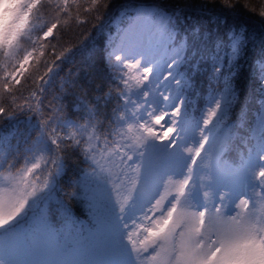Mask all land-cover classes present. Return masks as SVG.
I'll list each match as a JSON object with an SVG mask.
<instances>
[{"label": "snow or ice", "instance_id": "snow-or-ice-1", "mask_svg": "<svg viewBox=\"0 0 264 264\" xmlns=\"http://www.w3.org/2000/svg\"><path fill=\"white\" fill-rule=\"evenodd\" d=\"M67 6L69 0H61L56 11ZM101 7L107 5L96 11ZM121 7L127 27L109 34L103 48L93 47L86 57L95 63L102 54L110 70L107 90L99 96L79 85L78 72L60 76L58 61L76 46L72 41L59 54L50 46L55 59L45 64L46 71L21 84L17 73L23 76L20 70L43 46L39 35L33 41L29 33L37 28L32 20L50 8L47 0H14L13 14L0 19V55L16 61L15 67L4 65L0 120L32 114L36 121L17 143H12L14 132L0 133V264H122L117 220L123 216L113 218L109 202L117 206L113 194L119 195L125 183L130 185L127 206L138 190L145 195L146 175L154 178L147 206L131 226L123 224L138 264H264V32L254 33L243 17L255 9L245 0L196 5L133 0ZM257 15L264 22V11ZM58 25L60 16L53 15L43 38L52 37ZM25 39L30 48H22ZM208 49L214 51L210 67L201 56ZM246 55L252 57L247 72ZM246 76L254 85L250 99L241 88ZM57 81L58 95L53 92ZM201 93L207 94L208 107L197 108L198 117L192 97ZM246 105L258 106L255 143L238 162L226 163L215 147L216 133L232 126L234 106L236 120L246 122ZM162 122L168 127L160 133L156 126ZM76 156L87 169L73 179ZM198 160L207 163L197 167ZM38 173L46 174L39 189L33 181ZM62 174L75 189L68 196L88 203L94 227L87 237L65 236L49 223L46 205L60 191ZM57 203L63 226L71 229L77 223L71 204ZM127 206L120 203L121 214Z\"/></svg>", "mask_w": 264, "mask_h": 264}, {"label": "trees", "instance_id": "trees-1", "mask_svg": "<svg viewBox=\"0 0 264 264\" xmlns=\"http://www.w3.org/2000/svg\"><path fill=\"white\" fill-rule=\"evenodd\" d=\"M133 2V0H69V6L65 9L57 12V7L51 6V11L49 12V18H38L33 20L31 23L36 25L37 28L33 32L29 33L32 36V40L35 41L37 35L41 37L42 47L38 46L37 51L34 53L32 57L29 58V63L25 65L24 69L20 71L23 73L21 76L17 73L18 78L21 81V84H24L25 79L29 75H35L38 79L39 75H42L46 71L45 64L51 62L55 59V55L53 51H50V46L54 47L55 54H59L64 51L66 47H71L72 44L68 43L72 41L76 44V46L72 49V51L67 55V58L63 60V62H59L61 64L60 67V76L61 78L65 77L69 70L73 73H79V85H83L85 88H88L94 92L95 95H102L103 91L107 90L109 81L111 79L110 70L106 66V62L103 59V55L95 61V63H89L86 59L88 53L93 49V47L103 48L104 42L109 34H112L115 31V23L113 21V17L116 14L115 12L121 9L122 5H127ZM150 2V0H147ZM169 4H176L182 2V0H166ZM193 5L199 3V0H190ZM250 8L255 9L254 12L250 13L246 10L243 13L244 19L247 21L249 25L252 26V31L254 33L264 32V22H261L257 13L264 11V0H245ZM99 5H107V7H101L99 11H96V8ZM67 12V15H64V12ZM190 13H194L196 11L195 8L189 10ZM53 15L60 16L62 25H58L57 29L54 30L53 36L47 39L43 38L42 29L45 25H47L52 19ZM198 17L193 15V21H195ZM42 19V20H41ZM40 20V21H37ZM87 21L86 23H82ZM61 26L63 27V31H61ZM53 37H59V39H53ZM256 45L260 44V40H256ZM63 44V47L61 46ZM22 48H30L29 42L25 40H21ZM252 52L258 53V47H253L251 49ZM214 53L212 49H208L202 52L201 56L205 60L207 57L211 56ZM17 56L20 55V51L17 52ZM1 60L4 63L0 65V80H2L5 75L4 65L11 64L13 67L16 65V61H9L3 55H0ZM18 59V58H17ZM251 55H246L244 57V71L247 72L248 64L251 61ZM206 67L208 63L205 64ZM10 67L8 71H11ZM39 70V71H37ZM253 81L249 77H245L241 81V88L243 91L248 94L249 99L251 97V93L253 90ZM60 87V82L57 81L56 85L53 87L54 94H59L57 89ZM99 87V91L97 88ZM203 93H201L202 95ZM27 95V93H25ZM198 95L197 97H200ZM22 103V101H20ZM67 103V101H64ZM103 103V101H101ZM15 108V106H13ZM254 107V106H253ZM251 109V108H250ZM253 109V108H252ZM19 120V135H16L12 143H17L18 141H22L31 131L28 127L29 122L36 123L34 119H32V114H28L25 116L24 114H18V119L9 120L3 119L0 120V133H8L11 127L13 126V122ZM250 119L248 118L244 125H249ZM26 134H21V130ZM79 157H73V171L70 173L73 179L79 177L80 170L87 169V165L81 164L78 162ZM39 179L33 178V181L39 183V188L42 187L41 180L46 177L45 173H38ZM99 178V177H98ZM59 181L58 187L60 191L58 193L52 194V199L47 202L46 207L49 209V222H58L62 221V218L55 209L58 207L57 201L60 199L67 200L69 204H71L73 209V219H78L81 217H88L89 215V207L87 201L83 197H79L73 199L68 196L70 191H75V189H70L68 187V176H64L63 174L57 178ZM102 180V179H100ZM104 180V179H103ZM57 226V224H54Z\"/></svg>", "mask_w": 264, "mask_h": 264}, {"label": "rangeland", "instance_id": "rangeland-1", "mask_svg": "<svg viewBox=\"0 0 264 264\" xmlns=\"http://www.w3.org/2000/svg\"><path fill=\"white\" fill-rule=\"evenodd\" d=\"M73 1V0H72ZM48 4L50 5V8L47 11H42L40 13L39 18L44 17L49 18V12L51 11V6L57 7L61 0H47ZM14 0H6V3H0V19L4 18L5 16L12 15V7H13ZM124 9H119L116 11L114 17H116L114 23H115V32L111 35H115L117 29H123L127 27V21L128 17L123 14ZM36 20V19H33ZM32 20V21H33ZM42 20V19H41ZM40 21V20H37ZM20 55L17 56L19 58ZM4 59L1 60L0 58V65L3 62ZM210 66V63L208 64ZM134 83V82H133ZM135 99V97H133ZM192 99L196 102L194 103V109L193 114L196 116H200V112L196 111L197 108L203 107V109L206 111L208 105L206 104L207 94L203 93L200 97H192ZM254 106V107H253ZM251 109L245 106V112H248L249 115L246 118V120L249 118V125H244V121H237L236 115L239 113V109L234 106L233 113L230 114L229 120L232 121V126H230L227 129H224L223 131H217L216 137H217V143L215 145L216 149L219 150V152L222 155V159L226 163H235L238 162L240 155L244 153L248 148L252 146L253 143H255L254 137V129H255V117L257 114V108L258 106L253 105ZM253 108V109H252ZM187 110V109H186ZM189 114L191 112L189 111ZM170 122V121H168ZM13 130L15 129V125L19 126L20 121L16 120L13 122ZM163 127L156 126L157 131L160 133H163V131L167 130V123L162 122ZM227 123V122H226ZM183 127V125H181ZM223 128V126H221ZM20 129V128H19ZM16 130V129H15ZM21 134H25L23 132V129L21 130ZM16 135H19V131L16 130ZM26 135V134H25ZM171 135V134H170ZM198 143V137L195 138ZM164 142H167V138ZM156 144H159L158 141L154 142ZM190 147H195L194 144H189ZM207 147V146H206ZM203 155V153H202ZM232 158V159H229ZM190 156L188 159L190 160ZM207 163V160H198L197 167H204ZM129 176L131 177V172L129 173ZM102 178H96L97 183H99L102 187L107 189L110 192V185H108L107 181L100 180ZM173 181L179 179L178 177H173ZM154 178L151 175L144 176L142 186H144L147 189V192L145 195H141L140 191L138 190L136 194L133 197V200L130 202V204L127 206L128 200H129V189L130 185L125 183L124 186L120 188L119 195L113 194L117 203V206L114 205L113 202H109V208H110V214L113 218L121 217L123 216L122 220H117V224L120 229L121 233V240L123 241L121 249H120V255L119 260L122 262V264H138V261L136 259L135 252L131 249V245L126 240V232L127 229H124L123 224L128 223L131 226V222L133 220H138L140 215L145 210L147 203H148V193L151 191V185L153 184ZM35 186L39 189V183L34 182ZM3 184L0 183V187H2ZM175 190L174 188L172 189ZM259 190V189H257ZM124 203L125 206H127L125 213L121 214L119 211L120 203ZM230 209L233 208V205L229 204L228 206ZM230 214H235L234 211L230 212ZM61 216V215H60ZM49 217V215H48ZM77 223L71 228H66L63 226V221L58 222H49L53 228L59 229L61 232L65 234V236L71 235L72 238H78L80 236L87 237L92 230V227H94V224H92V216L89 212L88 218H84L82 220H77ZM57 224L55 226L54 224ZM136 238V237H134ZM142 239V236L138 237ZM151 253V249H149V253H145V255H149Z\"/></svg>", "mask_w": 264, "mask_h": 264}, {"label": "bare ground", "instance_id": "bare-ground-1", "mask_svg": "<svg viewBox=\"0 0 264 264\" xmlns=\"http://www.w3.org/2000/svg\"><path fill=\"white\" fill-rule=\"evenodd\" d=\"M212 55H214V53H213ZM212 55H211V56H212ZM211 56H210V57H207V59H205V61H206V62H210V60H211ZM147 62H148V61L146 60L145 63H147ZM157 107H158V109H159V105H158Z\"/></svg>", "mask_w": 264, "mask_h": 264}]
</instances>
